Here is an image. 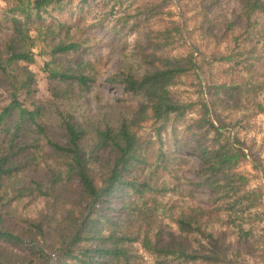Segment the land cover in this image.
I'll use <instances>...</instances> for the list:
<instances>
[{
    "label": "trees",
    "instance_id": "16d2710c",
    "mask_svg": "<svg viewBox=\"0 0 264 264\" xmlns=\"http://www.w3.org/2000/svg\"><path fill=\"white\" fill-rule=\"evenodd\" d=\"M237 1L239 10L227 29L240 27L249 40L243 60L264 59V0ZM64 6L62 0H7L0 14V97L4 101L0 105V264H134L136 241L159 264L173 260L238 264L239 247L227 239L226 230L216 233L209 225L223 221L222 211L231 214L239 202L246 201V209H252L261 201L260 194L247 187L248 176L237 170L248 153L237 135L223 130L215 99L199 102L195 123L187 125L193 130L176 141L177 150L199 158L190 183L207 188L211 204L188 206L168 216L183 233L200 234L197 245L171 231L167 236L162 225L166 215H158L159 207L166 206L158 194L172 188L167 179L155 177L156 170H167L177 181L181 174L170 165L188 161L184 155L166 151L162 130L171 116L182 117L196 104L181 101L172 90L197 65L194 51L174 54L169 48L176 34H182L181 23L171 21L163 29H151L145 34L146 43L138 41L129 56H121L118 71L109 80L122 85L132 99L138 98L136 105L124 104L117 112L109 105L110 111L86 117L58 106L52 110L55 129L45 120L49 105L35 98L37 79L30 65L36 61L37 46L53 59L81 52L82 43L66 21L46 23L50 8ZM161 6L146 1L145 19L160 14ZM233 56L224 52L215 58L232 61ZM52 61L46 66L58 82L76 81L86 87L94 80L71 67H49ZM215 86L229 94L237 88L230 90L226 83ZM54 95L60 93L56 90ZM258 106L264 109L262 103ZM148 120L161 122L156 138L138 132ZM43 140L50 145L48 150ZM155 142L159 145L151 151ZM145 168L152 170L143 175ZM16 176L20 179L13 181ZM28 196L45 200L35 219L14 212L13 203ZM231 218L225 222L229 224ZM250 233L244 231L238 240ZM260 256L264 260V249Z\"/></svg>",
    "mask_w": 264,
    "mask_h": 264
},
{
    "label": "rangeland",
    "instance_id": "374dc122",
    "mask_svg": "<svg viewBox=\"0 0 264 264\" xmlns=\"http://www.w3.org/2000/svg\"><path fill=\"white\" fill-rule=\"evenodd\" d=\"M65 4L62 10L50 8L45 14L46 23L66 21L70 25L75 39L82 43L81 52L59 55L57 58L48 53L40 52V46L35 48L36 61L30 65L36 74V99L49 105L50 113L46 115L49 126L57 128L53 109L60 106L80 117L95 115L100 110L119 111L124 104L136 105L138 98L132 99L124 92L122 85L113 83L109 78L118 71L121 56H129L138 41L146 43V32L151 29L160 30L172 24L181 23V36L176 34V40L169 48L174 54L194 51L197 65L194 69L183 74L179 82L172 87L176 97L181 101H194L192 110H188L182 117L171 116L162 130L164 148L174 155H184L188 161L182 164L173 163L171 169L181 174L174 181L172 174L158 168L155 177L159 181H170L171 191L159 193V199L165 207H159L158 215H166L162 225L169 236V231L180 237H188L193 245H197L201 235L183 233L178 224L168 215L178 213L181 209L193 205L209 206V191L207 188L190 183L195 179V171L199 165L196 154L177 150L176 141L187 135V125L195 123L200 108L199 102L215 99L217 114L223 119V130L226 134L237 135L245 146L248 158L240 163L237 170L248 176L247 187L260 194L261 204L252 209H246L247 202H239L236 209L222 211L223 221H216L209 225L216 233L227 232V239L239 247L238 264H264L260 256L264 249V59H249L246 47L250 45L245 40L242 28L232 26L227 29L229 22L239 10L237 0H62ZM162 3L161 13L152 15L148 20L142 13L145 2ZM7 4V0H0V14ZM137 20V21H136ZM136 22V23H134ZM8 23V21H4ZM66 28V26L64 27ZM59 30V26H57ZM237 37V38H236ZM261 45V44H259ZM251 46V45H250ZM234 55L232 61L218 60L216 55L221 53ZM53 59V61H52ZM47 61H52L49 67L57 69L71 67L75 71H82L94 77L86 87H81L76 81L71 83L58 82L49 76ZM254 61V66H248ZM249 63V64H248ZM244 80V82H243ZM243 82V83H242ZM226 83L230 88L237 86L235 92L229 94L224 87H217ZM238 86H240L238 88ZM60 96L54 95L55 91ZM68 90L67 96L64 91ZM216 90H220L218 93ZM239 92V94H238ZM0 97V105L4 103ZM214 117H217L215 114ZM161 122L148 120L142 123L138 132L143 137L155 136L156 129ZM212 137V136H211ZM211 139V138H210ZM209 143L211 141H208ZM44 149L48 150L45 140ZM158 142L151 145V151L158 147ZM152 157V154H150ZM49 162L52 158H49ZM41 166H44L41 163ZM152 169L145 168L143 175ZM27 172L26 175H32ZM16 176L13 181H18ZM117 205L120 204L116 201ZM45 200L41 197H24L13 203L14 212L21 217L35 219L44 209ZM229 215V216H228ZM229 224L226 218L231 217ZM226 217V218H225ZM242 225V228H240ZM244 231L251 232L242 241L238 237ZM245 237V236H244ZM246 241V243H244ZM134 264H159L157 257L146 250L140 241L133 243ZM173 260L172 264H179ZM170 263V264H171ZM180 264H230L227 262L207 263L202 260Z\"/></svg>",
    "mask_w": 264,
    "mask_h": 264
}]
</instances>
